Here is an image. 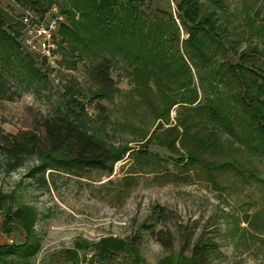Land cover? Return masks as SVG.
<instances>
[{
    "label": "rangeland",
    "instance_id": "rangeland-1",
    "mask_svg": "<svg viewBox=\"0 0 264 264\" xmlns=\"http://www.w3.org/2000/svg\"><path fill=\"white\" fill-rule=\"evenodd\" d=\"M200 1L203 12L213 11L226 26L232 40L226 43V51L235 55L234 50L254 48L259 51L256 63L263 67L264 0H221V6L212 0ZM0 7L8 15L6 24L17 21L18 7L14 0H0ZM142 7L153 22L165 21L170 27L176 24L178 43L174 40L175 28L169 30L167 38L172 39L171 52L175 56L182 54V39L187 33L175 0H145ZM20 49L29 54L22 46ZM2 54L0 50V70L4 71L7 83L0 90V135L33 129L41 134L39 121L67 104L66 86L74 85L80 88L83 95L77 99L88 112L82 118L84 126L113 149L127 148L113 162L111 173L65 168L59 162L37 167L40 160L34 153L10 164L0 153V191L12 193L17 203L33 207L37 214L34 230L40 246L30 258L32 264H71L64 250L75 241L94 242L107 235L133 234L141 235L142 264H155L169 252L183 249L188 254L200 233L218 242L220 252L211 264H264V188L254 182L241 183L228 173L219 175L215 184L199 166L182 167L178 151L160 144L157 138L167 132L165 128L176 124L182 114V106L177 104L162 117L164 124L155 130L152 141L144 142L155 129L158 113L164 107L162 90L172 98L178 97L175 89L163 86L166 78L157 83L146 82L119 57L111 71L114 87L103 95L104 89L92 85L87 77L88 61L78 60L71 67L62 61V49L58 47L57 66L53 68L42 66L29 54L45 77L26 84L21 73ZM220 57L218 54L217 59ZM191 69L194 74L199 71L204 76L202 82L196 74L194 77L201 98L205 92L213 93L212 85L223 92L228 90L213 81L209 84V71L215 67L196 70L191 66ZM72 109L79 111L78 106ZM256 163L259 168L264 166ZM154 207L168 212L166 222L154 218ZM150 223L156 228L170 229L171 249H165L148 233L145 227ZM24 240L23 232L5 234L0 230V243L9 247ZM83 250L93 249L89 246ZM10 257L15 258L13 254ZM113 260L133 264L122 253Z\"/></svg>",
    "mask_w": 264,
    "mask_h": 264
},
{
    "label": "trees",
    "instance_id": "trees-1",
    "mask_svg": "<svg viewBox=\"0 0 264 264\" xmlns=\"http://www.w3.org/2000/svg\"><path fill=\"white\" fill-rule=\"evenodd\" d=\"M14 1L36 11L52 3L61 7L67 19L57 36L62 61L74 67L78 60H87V77L92 85L104 89L103 95L114 87L111 71L119 57L146 82L167 79L163 86L167 90L175 89L178 97L172 98L162 90L164 107L158 113L155 129L144 137L146 144L152 141L155 130L163 126L162 117L177 104L182 106V114L177 117L176 124L165 128L167 132L157 138L160 144L178 151L182 167L199 166L215 184H218L219 175L228 173L239 178L241 183L254 182L264 188V166L259 168L256 163H264V66L256 63L259 51L252 48L229 54L226 43L232 40L226 26L213 11L203 12L200 0H175L176 11L187 33L182 39L183 52L178 56L171 52L172 39L167 38L169 30L175 28L173 35L178 43V27L175 23L170 27L165 21L153 22L142 7L145 0ZM212 2L221 6V0ZM7 20L8 15L0 7V50L5 61L21 73L26 84L43 79L45 75L37 63L20 49L19 21L11 20L6 24ZM218 54L220 59H217ZM40 64L47 67L43 62ZM191 66L196 70L215 67L209 71V84L213 81L228 90L223 92L212 85L213 93L205 92L201 98L194 77L196 74L202 82L204 76L199 71L194 74ZM6 83L7 77L0 70V90ZM66 92L69 94L67 104L39 121L41 134L34 129L1 134L0 153L10 164H16L27 153H34L40 160L37 167L59 162L65 168L111 173L113 162L119 160L127 148L115 150L90 132L82 120L88 112L84 103L77 99L83 95L80 88L66 86ZM74 106L79 107L78 112L72 109ZM0 216L3 233L23 232L25 237L21 243H11L14 247L0 243V264H32L30 258L40 246L34 230L36 211L29 205L17 203L12 193L0 191ZM153 216L157 221L166 222L168 212L154 207ZM145 228L165 249H171L170 229L156 228L153 223ZM140 244L141 235L138 234L107 235L94 242L75 241L64 251L71 264L76 263L78 251L89 246L103 260L111 261L116 254L122 253L133 264H142ZM219 252L217 240L200 233L190 245L188 254L183 249L169 252L155 264H211ZM12 254L14 259L10 257Z\"/></svg>",
    "mask_w": 264,
    "mask_h": 264
},
{
    "label": "built area",
    "instance_id": "built-area-1",
    "mask_svg": "<svg viewBox=\"0 0 264 264\" xmlns=\"http://www.w3.org/2000/svg\"><path fill=\"white\" fill-rule=\"evenodd\" d=\"M20 24L19 42L24 50L43 62L48 68L57 66V36L60 27L67 23L61 7L52 3L41 11L16 3ZM75 264H121L101 259L94 250L78 251Z\"/></svg>",
    "mask_w": 264,
    "mask_h": 264
}]
</instances>
